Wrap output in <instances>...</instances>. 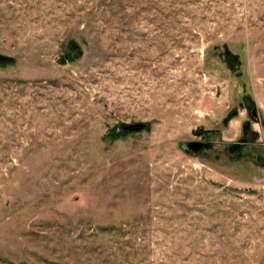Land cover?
<instances>
[{"label":"rangeland","instance_id":"1","mask_svg":"<svg viewBox=\"0 0 264 264\" xmlns=\"http://www.w3.org/2000/svg\"><path fill=\"white\" fill-rule=\"evenodd\" d=\"M0 55V264H264V0H0Z\"/></svg>","mask_w":264,"mask_h":264},{"label":"water","instance_id":"2","mask_svg":"<svg viewBox=\"0 0 264 264\" xmlns=\"http://www.w3.org/2000/svg\"><path fill=\"white\" fill-rule=\"evenodd\" d=\"M10 61L9 57H4L0 55V62H5ZM145 128H147L146 123H141V122H136L133 124H127L122 127V130L128 133H136L140 131H144ZM209 147V144H206L204 142L200 141H193L192 143H187L183 145V150L189 154V155H196L200 151L207 149Z\"/></svg>","mask_w":264,"mask_h":264}]
</instances>
